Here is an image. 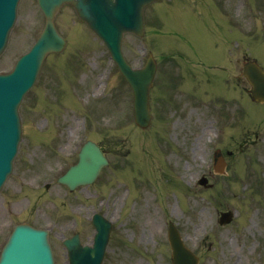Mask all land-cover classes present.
<instances>
[{"label":"rangeland","instance_id":"374dc122","mask_svg":"<svg viewBox=\"0 0 264 264\" xmlns=\"http://www.w3.org/2000/svg\"><path fill=\"white\" fill-rule=\"evenodd\" d=\"M24 1L19 4L6 51L0 58V72L12 68L43 26V17L35 1ZM162 3L165 7L175 5L173 9L178 10L175 16H171L173 9L156 5L148 11H153L152 14L159 11L161 17L148 15L150 36L145 41L130 36L125 38L124 54L133 66L142 64L143 50L149 46L158 47L166 54L168 44L175 47V42L179 44L180 41L187 49L188 61L202 62L222 50V44L226 46L223 54L213 60L215 72L219 70L225 84L226 95L215 100V109L208 113L211 127L201 126L209 119L206 115L202 117L198 113L199 121L196 122V117L194 120L191 112L197 111L195 109L188 111L191 114L179 112L181 118L176 123L169 119L164 123L167 126L165 136L176 147L169 165L178 173L186 164L189 172L187 180L191 189L186 193L187 204L176 203L171 198L183 201L171 178L166 186L157 185L160 166L162 180L172 175L163 162L167 153L159 146L149 150L143 142H137L129 89L109 63L102 44L96 39L93 41L80 24L71 25L75 15L71 8L65 7L63 17L68 15L70 19L63 23L58 19L57 23L75 48L68 47L65 55L46 60L36 87L26 94L19 107L23 137L13 172L0 192V248L17 223L46 227L50 231L49 242L56 264H66L60 244L62 236L81 232L83 241L89 242L92 229L88 215L103 202L101 213L116 224L103 264H170L166 239L169 221L177 226L186 246L199 256L200 264H264V170L260 167L261 156H258L260 152L264 155V147H257L254 156L250 147L242 148L243 152L230 158V177L215 175L210 166L211 153L223 143L224 131L238 133L232 121L224 131L222 125L232 119L230 113L224 116L227 111L224 99L239 97L241 100L245 96L240 77L242 60L255 57L264 65V0H175V3L163 0ZM223 3L226 12L223 11L221 24L216 17L221 16L218 9ZM161 18L168 33L164 31ZM72 29L80 32L79 43L83 45L73 41ZM222 29L230 33V38L225 39ZM178 48L180 46L174 48V52ZM159 60L161 66L166 63L162 56ZM50 65H53L52 70ZM165 73L163 71L158 77L167 76ZM104 81L105 92L103 86L100 88ZM100 92L101 96L96 99L95 95ZM186 101L190 106L196 103L193 97H181L179 104L183 106ZM163 106L165 102L158 111ZM167 107L165 113L170 110ZM252 115L255 116L248 113L250 118ZM35 124H38L37 133L32 127ZM213 134H218L219 139H214L209 146ZM161 136L153 134V141L157 143ZM86 140L101 145L108 156L109 169L102 172L94 188L70 194L56 185L55 179L75 162L78 146ZM126 163L129 172L121 173ZM234 167L237 175L233 173ZM125 172L127 178L123 175ZM202 174L209 177L211 188L204 189L196 184ZM46 183H50L48 189L44 188ZM167 196H170L171 207L160 203ZM226 210L235 211L234 222L219 226L218 213Z\"/></svg>","mask_w":264,"mask_h":264},{"label":"water","instance_id":"95a60500","mask_svg":"<svg viewBox=\"0 0 264 264\" xmlns=\"http://www.w3.org/2000/svg\"><path fill=\"white\" fill-rule=\"evenodd\" d=\"M78 9L80 11L81 18L85 20L89 26L96 31V20L94 17L91 16L88 10V3L90 0H78ZM105 4V11H106V18H103L101 20V28L104 34L109 32H114L117 30V40H119L121 33L130 31L134 32L136 34H140L142 30V19H141V9L142 7L149 3L152 0H133L134 1V16L131 18L127 16L125 13L123 15L117 13V3L119 0H102ZM15 0H0V44H2V40L4 38L5 32L10 24L12 13H13V7H14ZM93 5H96L97 0L91 1ZM52 12L50 10H46V15L50 17ZM113 24H112V23ZM51 28L48 29L46 37L51 38ZM6 38V37H5ZM57 43V41H55ZM107 44L111 46L110 42L107 41ZM113 46L115 48L117 57L116 60L121 67L124 75L127 77L128 81L130 82L133 91L136 95L135 100V119L138 124L143 126L146 122V87L149 84V81L151 80L152 73H153V65L151 62L146 66V68L138 73L132 72L128 69L127 66L124 65L121 58L119 57V45H115L113 43ZM112 47V46H111ZM2 48V47H1ZM0 48V51H1ZM48 48L44 50L43 46L40 49V52L38 54L37 59V68L39 67L41 58L43 54L46 52ZM36 68V69H37ZM36 73V71H35ZM246 76L250 83L253 86V94L258 99H264V73L261 69H258L254 65H247L246 66ZM28 80L27 85L25 83H21V85H18V87H25V89L29 86ZM23 90V92L25 91ZM138 89V90H137ZM137 90V91H136ZM22 92V93H23ZM20 93L14 94V93H7L5 90V84L3 81L0 80V158L2 156H5L9 146L6 145V141L8 137L13 139L14 134V140L13 144L16 141V138H19V124L17 121V125L15 126L14 116L17 118L16 114V107H14L13 111H10L9 109L12 107V105L17 101ZM15 128V133H14ZM92 149L95 151H98L97 148H94L92 146ZM11 156V154H10ZM10 156L7 160V166L3 167V171L0 176V184L4 178L5 173L10 171L11 165L8 167V161L10 159ZM81 160L84 161L85 164L90 163L89 155L86 153H82ZM105 164V161L102 159L99 162L98 169ZM1 169V165H0ZM97 172L94 174V176L91 179L87 180H80L77 182V184H81L84 182H91L97 175ZM66 183L69 185V181H66ZM70 186V185H69ZM71 187V186H70ZM39 234H33V236L36 237L38 241H41V243L35 242V247L41 246V249L46 251L48 254L49 247L46 241V234L38 232ZM171 233V245L174 249V258H178L179 254H182L185 252L184 249H182L179 239L174 231H170ZM18 242L16 239L12 242V248L6 253L4 258L3 264H8L9 258L14 254ZM76 251H80V248L78 246H75V248H70V253H75ZM50 254V252H49Z\"/></svg>","mask_w":264,"mask_h":264},{"label":"bare ground","instance_id":"6f19581e","mask_svg":"<svg viewBox=\"0 0 264 264\" xmlns=\"http://www.w3.org/2000/svg\"><path fill=\"white\" fill-rule=\"evenodd\" d=\"M186 174H187V172L185 171V172H183V175H182V177H186ZM196 229V228H195Z\"/></svg>","mask_w":264,"mask_h":264}]
</instances>
